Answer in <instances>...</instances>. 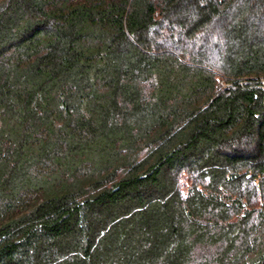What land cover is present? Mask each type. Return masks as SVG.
<instances>
[{
	"label": "trees",
	"instance_id": "16d2710c",
	"mask_svg": "<svg viewBox=\"0 0 264 264\" xmlns=\"http://www.w3.org/2000/svg\"><path fill=\"white\" fill-rule=\"evenodd\" d=\"M0 264H264V0H0Z\"/></svg>",
	"mask_w": 264,
	"mask_h": 264
},
{
	"label": "built area",
	"instance_id": "2783aa9c",
	"mask_svg": "<svg viewBox=\"0 0 264 264\" xmlns=\"http://www.w3.org/2000/svg\"><path fill=\"white\" fill-rule=\"evenodd\" d=\"M222 86H223V82L220 81V80H218L217 85H216V88L217 89H220Z\"/></svg>",
	"mask_w": 264,
	"mask_h": 264
}]
</instances>
